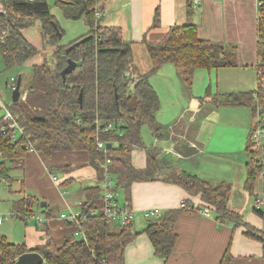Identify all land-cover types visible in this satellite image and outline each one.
<instances>
[{"label":"crops","instance_id":"0c3cea01","mask_svg":"<svg viewBox=\"0 0 264 264\" xmlns=\"http://www.w3.org/2000/svg\"><path fill=\"white\" fill-rule=\"evenodd\" d=\"M257 2L202 0L194 7L191 0H105L97 6L101 26L120 28L124 41L131 45L132 55L127 64L131 77L152 70L147 43L163 40L174 26L196 25L200 40L231 47L235 52L232 66L197 69L190 87L171 63L150 76L160 102L156 118L162 138H156L147 127L153 138L146 140L148 144L143 142L147 148L159 151L156 161L160 178L134 182L130 196L124 189L122 195H116L119 203L128 205L135 215L136 236L125 248V264H221L227 250L230 264H264V244L249 237L245 225L264 232V178L250 175L254 151L250 148L251 132L255 122L252 96L261 76ZM80 20L82 27H77V32L68 36L72 40L63 45L89 33L86 21ZM31 28L21 33L41 51L43 39L40 43L32 41L34 35L28 32ZM41 63L43 59L37 65ZM229 96L241 99V105L224 104ZM261 143L264 145V136ZM132 163L144 169L146 149L133 150ZM7 167V174L0 176V216L4 218L0 234L10 243L25 245L28 252H37L45 244L47 234L61 247L67 236L75 234V227L60 219V215L69 210L80 211L86 199L84 190L101 185L88 162V154L76 151L46 157L39 151H28L24 166L7 163ZM163 169H170L171 173ZM55 170L64 176L58 178ZM22 171L23 179L15 180L14 174ZM184 172L213 187L228 186L227 209L232 216L217 220L212 206L209 216L201 214L200 210L209 207L201 195H193L170 180ZM14 182L17 186L12 188ZM77 183L80 189L75 192L71 187ZM27 198L31 200L29 208H15ZM258 200L262 215L256 211ZM43 201L47 203L44 212L40 206ZM185 202L198 210H182L181 204ZM156 208L162 213L181 210L176 222L178 242L168 259L155 254L144 233L148 226L146 212ZM37 216L43 219L42 223ZM233 216L239 217V221ZM11 220L13 223H8ZM20 223L24 226L23 234L17 233Z\"/></svg>","mask_w":264,"mask_h":264},{"label":"trees","instance_id":"16d2710c","mask_svg":"<svg viewBox=\"0 0 264 264\" xmlns=\"http://www.w3.org/2000/svg\"><path fill=\"white\" fill-rule=\"evenodd\" d=\"M104 1L55 0L67 19H84L90 28L84 37L92 36L67 53V48L84 37L63 45L61 40L64 31L56 22L47 0H4L7 13L0 15V34L4 28L9 31V35L0 43V57L5 69L21 65L40 53L21 33L32 22H40L44 46L50 45L54 51L53 62L45 59L42 64L33 66L31 77L24 87L28 92L27 102L20 98L18 102H12L13 110L9 106L24 135H19L18 140L14 141L12 130L8 135L2 134L1 129L9 124L0 118V153L4 158V163L0 164V176L7 174V163L16 167L24 166L28 145H32L46 157L56 153L84 151L88 154V162L97 172L100 183L105 174L109 173L114 182L115 194L124 189L130 196L134 182L160 178L156 161L159 151L147 148L142 139L143 126H147L156 138H162V128L156 118L160 102L157 92L150 84V76L163 65L171 63L177 68L181 80L190 87L197 69L234 65L233 48L200 40L196 25L188 24L172 27L159 42L147 43L153 68L146 74L131 77L127 71L132 55L130 43L124 41L120 28L102 27L100 17H96L97 6ZM262 1L263 7L258 20L261 76L260 85L252 96L255 122L251 132L250 148L254 150L251 152V178L254 175L260 177L262 168L261 150L252 139L259 126L258 116L264 118V0ZM53 22L58 25V31ZM69 59L76 61L77 67L64 79L61 73L67 67ZM254 94L257 96L256 100ZM224 104L239 106L241 99L229 96ZM108 124H113L111 131H97V127L102 128ZM98 136L111 147L106 151L100 149L96 144ZM136 148L147 151V166L144 169H138L132 163V152ZM170 180L193 195L200 194L208 203L207 208L212 206L216 210L217 220L232 216L227 209L228 186L213 187L185 172L172 176ZM101 190V185L84 190L86 199L80 212L86 216L83 228L87 240L71 234L64 239L61 247H57L47 234L45 244L36 249L43 256L44 264H125V248L136 236L133 231L134 221L123 227L109 221L104 215ZM29 205L27 198L17 203L15 208H29ZM181 209L190 212L198 210L187 202ZM256 211L262 215L260 209ZM180 212L181 210H168L161 212L158 217H148L144 233L150 238L155 254L160 258L168 259L174 252L178 242L176 222ZM233 218L239 221V217ZM70 225L75 227L72 223ZM245 225L247 235L264 244V232ZM27 252L25 245L10 243L0 234V264H15ZM230 262L231 256L227 250L221 264Z\"/></svg>","mask_w":264,"mask_h":264},{"label":"built area","instance_id":"2783aa9c","mask_svg":"<svg viewBox=\"0 0 264 264\" xmlns=\"http://www.w3.org/2000/svg\"><path fill=\"white\" fill-rule=\"evenodd\" d=\"M30 1H40V0H30ZM202 0H191V3L194 7L198 6ZM258 6V12L262 10L263 7V1L258 0L257 2ZM6 8H5V2L4 0H0V15L6 14ZM97 17H100V13H96ZM15 81V79H13ZM16 84L12 87L9 85L10 88L13 90L15 89ZM6 111L5 115L2 116V118L9 124L8 127H3L1 129V133L4 135H8L9 131L12 130V139L14 141H17L19 138V135H24V131L20 124L18 123L16 117L12 114V112L6 108L3 107ZM257 122L259 123L258 128L255 130V132L252 135V139L256 146L260 148L261 150V172L260 177L264 178V146L261 144V139L264 136V118L261 119L260 116L257 118ZM99 125V122H98ZM113 129V124H108L107 126H104L102 128L97 127V131L100 132H109ZM96 144L100 149H103L104 151L107 150V143L106 141L102 140L99 136L96 137ZM26 149L29 151H35L34 147L32 145L26 146ZM110 162L109 160L107 161ZM102 185V193H103V199H104V215L106 218L111 221L112 223L118 224L120 227L132 224L134 221L135 215L133 210L128 205H121L116 197L115 190H114V182L112 179V176L109 173H106L103 180L101 181ZM259 201V200H258ZM257 201V202H258ZM261 200L257 203L256 209L260 208ZM182 208L185 207V203H182ZM200 213L206 216L210 215V209L204 208L200 210ZM161 214V210L151 209L146 212V217H158ZM15 216V214H13ZM27 217V216H26ZM37 221L39 223H42L43 219L39 216L36 217ZM60 219L72 223L76 227L75 234L77 236H80L85 241L87 240L85 230L83 228V224L85 223L86 216L82 215L80 211H74L69 210V212L63 213L60 215ZM4 218L0 216V225L3 223Z\"/></svg>","mask_w":264,"mask_h":264},{"label":"rangeland","instance_id":"374dc122","mask_svg":"<svg viewBox=\"0 0 264 264\" xmlns=\"http://www.w3.org/2000/svg\"><path fill=\"white\" fill-rule=\"evenodd\" d=\"M47 1L50 5L51 12L55 17L56 22L59 24V26L64 31V35L62 36L61 43H63V42L65 43L67 41L72 40L71 38H68V36L74 35L77 32L76 28L79 27L80 25L82 27L83 22H80L81 20L73 21V20L67 19L64 16L63 12L56 5L55 0H47ZM96 17H97V15H96ZM31 25H33V26H31ZM31 25L30 26L33 28L28 30V32L34 35V39L32 41L39 42V43L42 42V36L40 33V22L35 21V22H32ZM8 32L9 31L4 29V28L1 29L0 43L3 42L5 40V38L9 35ZM38 39H39V41H38ZM43 48L44 49L41 50L40 53L36 57L30 59V61H27L21 65L15 66L14 68H11V69H5L3 60L0 57V107L2 104H4L3 107H6L9 109V106H10V108H12V110L14 109V106L12 103L13 102V100H12L13 89L10 88L9 85L13 87L16 84V80L18 79L19 76L22 77V82H23L22 86H21V92H22L21 101L27 102V97H28L27 93L28 92L24 90V87L27 86V82L31 77V72H32L33 66L37 65L41 59H43V62L45 59H48V61L53 62L54 48L51 47L50 45L44 46ZM13 79H15V81H13ZM23 90H24V92H23ZM5 113H6L5 109L2 108L0 110V118L2 116H4ZM149 133L150 132H148L147 126H143L142 135H143L144 141H146V140L151 141L152 140L153 137H152L151 133L150 134ZM147 144H148V142H147ZM55 174L58 178H62L64 176V174H62L60 171H57V170H55ZM21 177L23 179V171L14 174L15 180H17V179L20 180L19 178H21ZM3 186L5 188H7V185L3 184ZM16 186H17V184L14 182L12 184V188H14ZM71 188L73 191L78 192V190L80 189L79 183L73 185ZM122 193L123 192L120 189L116 195H122ZM65 195H68V194L65 192ZM28 201L30 202L29 198H28ZM22 207H25V206H22ZM13 219H17V218H13ZM13 221L14 220H11L8 223H13ZM18 222H20V221H18ZM23 227H24L23 224L20 223L18 225L17 233L23 234V231H24Z\"/></svg>","mask_w":264,"mask_h":264},{"label":"water","instance_id":"95a60500","mask_svg":"<svg viewBox=\"0 0 264 264\" xmlns=\"http://www.w3.org/2000/svg\"><path fill=\"white\" fill-rule=\"evenodd\" d=\"M53 26L55 27V29L58 31V25L53 22ZM92 36H87L82 38L81 40H79L78 42H76L75 44L71 45L69 48L66 49L67 53H70L74 48H76L77 46H80L82 43H84L85 41H87L88 39H90ZM77 67V62L69 59L68 60V65L67 67L62 71V77L65 79L67 77V75L71 74ZM21 84H22V77L19 76L17 79V83L15 86V89L13 90V94H12V100L13 102H18L19 99L21 98ZM80 100H82V95L80 96ZM111 145L107 144V148H110ZM165 172L167 173H171L170 169H163ZM47 203L46 202H41L40 206L43 209V212L45 211V207H46ZM15 264H44V258L43 256L38 253V252H27L22 254L16 261Z\"/></svg>","mask_w":264,"mask_h":264}]
</instances>
